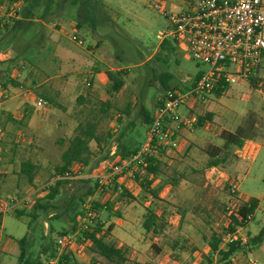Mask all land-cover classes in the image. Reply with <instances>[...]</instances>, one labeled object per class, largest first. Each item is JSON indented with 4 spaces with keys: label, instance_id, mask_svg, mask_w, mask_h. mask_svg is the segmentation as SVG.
<instances>
[{
    "label": "rangeland",
    "instance_id": "rangeland-1",
    "mask_svg": "<svg viewBox=\"0 0 264 264\" xmlns=\"http://www.w3.org/2000/svg\"><path fill=\"white\" fill-rule=\"evenodd\" d=\"M40 1L34 13L37 10L40 13L46 3L45 0ZM88 1L86 21L78 16L82 13L79 3L71 6L65 1L57 8L54 4L45 6L46 13L51 15L42 22L24 21L19 28L15 25L7 30L3 25L11 24L13 11H7L5 6L0 8V85H4V88L0 86V92L6 94V99L0 104V172L19 174V164L29 161L36 167L32 185L38 188L50 183L53 169L59 164L60 153L73 135L75 126L95 115L97 119L100 100H106L109 105L105 117L97 123V134L105 142L101 150L92 143L89 145L91 157L80 173L84 177L66 180L59 187L58 195L47 202L54 208L38 213L37 221L29 229L28 220L16 218L12 211L2 216L0 242L4 248L8 247L5 254L0 253L3 264L16 263L17 241L25 234L26 253L32 258L38 256L42 245L50 240L54 243L57 235L69 231L74 223L79 225L80 211L92 202L101 207L109 205L108 210H97V218L103 229L110 221H116L113 234L110 232L106 240L115 247L126 249L129 261L206 264L205 257H209L206 254L207 242L212 235L221 233L225 220L222 209L228 200L225 186L232 183L236 186L240 204L247 198H254L258 206L252 219L238 233L241 245L236 253L243 254L230 259L231 264H264V236L257 244L250 242L264 227V101L245 85L228 88L219 98L210 95L207 101L199 103L189 100L178 109L182 115L187 111L194 115L209 113L211 120L200 128L181 129L177 134L176 149L170 150L162 159L156 185H163L157 201L139 198L141 193L128 170L116 175L115 186L125 189L135 200L119 197L117 189L116 192L113 190V184L101 188L94 186L92 177L100 174L96 171L105 153L111 156L119 146L129 144L131 139L139 143L138 146L142 144L145 132L139 112L143 110L153 116L156 101L164 93L158 76L161 73L170 76L168 89L188 87L193 76L204 71L205 66L194 63L185 48L174 45L169 38L165 40L173 51L160 49V42L155 38L158 32L168 30V22L151 9L152 3L160 2L167 9L182 11L188 8L190 0ZM73 35L80 44L71 42ZM96 41L103 46L93 50ZM105 71L125 72L122 88L112 97L105 93ZM10 80L19 86L13 87ZM87 82L93 98L89 99L90 103L78 105L76 98L85 96L87 88L84 84ZM21 91L29 93L28 99L21 98ZM35 97L42 98L47 106L34 108ZM14 98L20 101L18 111L23 110L24 115L19 120L13 119L19 124L12 125L6 123L7 113L2 107ZM127 104L128 115H123L120 110ZM247 114L254 120V137L251 140L260 144L254 159L245 161L239 172L241 160L235 157L234 149L224 164L206 168L208 157L205 149L219 147L218 134L224 130L232 132L244 122ZM72 169L78 172L77 166ZM177 175L182 178L175 188L165 185L169 177ZM85 180L87 183L82 182ZM29 188L21 176L11 189H6L2 196L4 199L0 201L22 198L29 193ZM88 190L92 195L84 196ZM37 197L33 195L27 204L15 209L29 211ZM145 209H152L163 219L161 234L152 235L141 229ZM54 217L57 219L52 220ZM133 246L139 249L133 250ZM80 250L78 256L85 262L91 263L93 259L92 263L106 264L94 256L88 244L82 245ZM209 259L211 264H215V257L210 256ZM39 261L44 264L41 255Z\"/></svg>",
    "mask_w": 264,
    "mask_h": 264
},
{
    "label": "built area",
    "instance_id": "built-area-1",
    "mask_svg": "<svg viewBox=\"0 0 264 264\" xmlns=\"http://www.w3.org/2000/svg\"><path fill=\"white\" fill-rule=\"evenodd\" d=\"M151 9L168 22L166 32H158L155 38L161 42L169 38L176 46H183L190 59L205 66L193 87L185 92L167 90L160 104L155 108L151 123L144 135V140L136 153L119 165L92 177L97 187L111 186L117 174L123 170L136 171L137 166L143 168V158L150 155L154 149L161 151L175 150L177 138L175 133L181 129L191 130L196 122V116L190 111L182 115L178 109L187 101L197 103L207 101L210 92L217 82L226 89L245 85L255 91L264 101V0H190L188 8L182 11L167 9L162 3L154 2ZM71 42L80 44L76 36H71ZM89 83H85L87 88ZM4 92V91H3ZM21 98H27L29 93L19 92ZM6 99V94L0 92V104ZM191 103V104H192ZM34 108L46 107L42 99L33 98ZM172 125V126H171ZM252 143L245 142L235 149L237 159L246 161L251 156ZM84 177L80 173L68 172L52 178L50 183L41 187L29 188V193L22 197H11L0 201V217L11 212L19 205L27 204L34 195L42 194L52 182L57 180H72ZM236 186L232 183L228 189V200L223 207V217L238 207ZM93 214L89 204L85 205L79 227L86 229L91 225ZM246 216L245 220L250 221ZM224 220V222H225ZM242 228L234 232L219 234L218 250L233 243ZM78 242L77 232L64 234L55 238V258L47 259L45 264H57V259L64 252L72 255L80 254V247L86 245L83 239ZM249 264H256L250 262Z\"/></svg>",
    "mask_w": 264,
    "mask_h": 264
},
{
    "label": "trees",
    "instance_id": "trees-1",
    "mask_svg": "<svg viewBox=\"0 0 264 264\" xmlns=\"http://www.w3.org/2000/svg\"><path fill=\"white\" fill-rule=\"evenodd\" d=\"M65 1L69 3L71 6H76L77 3L80 4V12L78 16H81L85 21L86 17L89 13H85L87 7L90 6L88 4V0H45V5H43V9L39 12L35 9L40 6V0H0V8L5 6L7 11H13L14 18L11 20V24H4L3 29L7 30L8 27H12L17 25L18 28L23 24L24 21L29 22L32 20H36L38 22H42L46 16L51 15V13H46L45 6H51L54 4V7L63 4ZM78 11V12H79ZM77 16V17H78ZM24 25V24H23ZM80 26L77 22L76 28L78 29ZM173 43V42H172ZM174 44V43H173ZM98 43L93 46V50L98 48ZM175 45V44H174ZM160 49H164L172 52L173 48L169 45L166 40L160 42ZM95 66V65H93ZM91 66L90 68H92ZM96 67V66H95ZM89 68V69H90ZM201 72L196 73L193 76V79L188 87H174L168 89V80H170V76L165 73H161L158 76V81L160 83L161 89L165 92L167 90H177L181 92H185L193 87L194 83L199 78ZM104 79L106 81L105 93L106 96L112 97L123 86V77L125 76L124 71H105L103 73ZM10 84L13 87H18L15 81L10 80ZM214 87L212 88L210 95L219 98L226 92L225 87H220V85L215 82ZM4 88V85H0ZM5 92V91H4ZM164 94V93H163ZM92 89L90 88V84L87 87V92L84 97H77L76 103L78 105H82L84 103H90L89 99H92ZM163 95L156 101L155 108L160 104ZM99 108L97 111V119L96 115L92 117L90 120H86L84 123H78L74 130L73 135L67 141L65 148L62 150L59 156V164L54 167V174L52 178L56 176H61L62 174L68 172L70 174L81 173V170L87 167L88 162L91 157V151L89 145L92 143L99 150L102 148V144L105 142L104 138L97 134V123L99 119H103L109 110V105L106 100H100L98 102ZM129 104L125 105V107L120 110L121 114L128 115ZM190 113H192L190 111ZM193 114V113H192ZM141 127L144 129L146 133L152 117L146 111L141 110L139 112ZM196 122L193 128H200L205 122L211 120V115L209 113L196 114ZM6 123H10L12 125L19 124V122L10 119L8 116L6 117ZM254 120L253 118L247 114L244 122L237 126L232 132L221 131L218 134V139L221 141V145L219 147L209 146L205 149L204 153L208 157V161L205 164L206 168H214L218 165L224 164L228 154L234 149L240 148L241 145L248 140H251L254 137ZM139 143H136L134 139L130 140L129 144L124 146H119L118 150H116L111 156L108 155V152L104 154L102 157V162L99 165L100 168L97 170V173H101L114 165H119L123 161H126L131 156H133L139 148ZM164 157V151L159 149H154V151L143 158L145 162V166L141 168V166L136 167V171H131V179L135 185H137L139 192L141 193L139 198L157 201L159 190L162 188V185H156V181L159 179L160 168L162 165V158ZM243 164L242 161H239L238 171L242 169ZM77 166L78 172L73 171V166ZM36 167L29 161H24L19 164V174L22 176L26 182V184L31 187L32 181L35 176ZM181 176H172L167 179L165 185L170 188H175L178 182L181 180ZM116 179V177H115ZM115 179L112 182L113 190L116 192L119 197L128 198L130 200H135L125 189L120 186H115ZM88 180L82 181L87 183ZM66 180H57L52 182L50 186H48L42 192V197H37L31 203V208L29 211L25 212L23 210H12V214L16 218H25L27 219V229H29L32 223L37 221L38 213H45L48 209L54 208L48 205L47 202L52 201L58 195L59 187L66 183ZM94 186L97 187L94 182ZM229 186H225V191L228 193ZM92 191L88 190L84 196H91ZM81 204H83L81 202ZM257 201L253 198L247 199L245 202L238 205V207L232 213L226 216V220L224 225L221 227V234L224 232H234L237 228H242L246 226L249 221H246V216H250L252 219V215L254 210L256 209ZM90 211L93 214L91 225H87L86 229H81L79 225L70 226L69 231L65 230L63 233H58L60 235L71 234L77 232V240L78 242L83 239L89 245L90 251L94 254L95 257H99L103 259L106 264H150L148 262H138V261H129L127 259V250L121 249L119 247H115L112 243L108 242L107 236L109 235L112 226L108 225L105 229H103V224L99 222L97 218V210L104 209L108 210L109 205L100 206L96 202H92L89 204ZM224 207V206H223ZM223 211V209H222ZM84 209L80 211L79 217L83 216ZM117 216V215H115ZM118 217V216H117ZM1 218V217H0ZM57 219L54 217L52 220ZM250 219V220H251ZM73 221L71 223L73 224ZM141 229L145 233H151L152 235L161 234L164 229L163 219L157 217L155 211L152 209H145V213L142 217L141 221ZM50 229V233H51ZM264 236V227H262L258 234L250 239V242L253 244L259 243ZM42 239V237H41ZM27 234H25L21 239L17 241L18 254L16 257L15 264H40L39 255L44 257L45 260L55 258V242L52 243V240L48 241L46 244L42 245L40 250V254L32 258L29 253H26V242ZM219 235H212L209 241L207 242V253L210 256L216 258L215 264H231V256L236 253V251L240 247V240L238 238L231 244L227 245L223 251L218 250L219 246ZM174 246V245H172ZM173 248V247H172ZM70 254L64 252V254L57 259V264H63L64 260H67V256ZM207 255V256H208ZM209 257H205V263L211 264ZM70 258V257H69ZM71 260V258H70ZM94 261L93 259H91Z\"/></svg>",
    "mask_w": 264,
    "mask_h": 264
},
{
    "label": "crops",
    "instance_id": "crops-1",
    "mask_svg": "<svg viewBox=\"0 0 264 264\" xmlns=\"http://www.w3.org/2000/svg\"><path fill=\"white\" fill-rule=\"evenodd\" d=\"M98 43V41H96L95 43H94V45H96ZM93 45V46H94ZM98 48H100V47H102L103 45H102V43H100V45H99V43H98ZM99 62V61H98ZM255 92V91H254ZM256 93V92H255ZM256 94H258V93H256ZM260 99H261V97H259ZM18 99H19V97H18ZM18 99L16 100L15 98L14 99H10L9 101H7L4 105H3V107H2V110H4L6 113H7V116L10 118V119H21L22 117H23V115H24V112H23V110H19L18 111V104H19V106H20V101H18ZM20 100V99H19ZM262 100V99H261ZM18 119V120H19ZM15 121V120H14ZM172 126V125H171ZM221 130H224V129H222L221 128ZM181 130H179L178 132H176L175 133V136H177V134L180 132ZM224 131H228V132H230V130H224ZM245 142H250V143H252V146H253V149L251 150V156L248 158V160H246V162L247 161H252L253 159H254V157H255V155H256V153L258 152V150H259V148H260V144H259V142L256 140V141H252V140H248V141H245ZM244 142V143H245ZM221 144V143H220ZM235 151V150H234ZM168 152H170V151H166V152H164V155H166V153H168ZM163 159V158H162ZM242 161V160H241ZM242 162H245V160L244 161H242ZM19 177H21L19 174H15V173H10L9 175H7L6 173H3V172H0V199H4V198H2V196L4 195V193H5V191H6V189H11L12 188V186L17 182V180H19ZM10 183H13V184H11L10 185ZM13 188H15V186L13 187ZM247 199H249V198H247ZM254 199V198H253ZM256 200V199H255ZM257 204H258V202H257ZM257 206L258 205H256V208H257ZM256 210V209H255ZM254 210V211H255ZM155 214H156V212H155ZM157 215V214H156ZM157 217H159V216H157ZM160 218V217H159ZM1 219H2V217L0 218V222H1ZM118 219V218H117ZM113 224V225H112ZM108 225H111L112 226V229L114 228V227H116V221L114 222V221H110L109 223H108ZM112 229H111V234H113V231H112ZM110 234V233H109ZM127 245H129V243H126ZM126 245V246H127ZM0 253H2V254H5L6 253V251L8 250V247L7 248H4V245L2 244L1 245V242H0ZM133 248V250H138L139 248L138 247H136V246H133L132 247ZM241 255V254H243V253H235V254H233L232 255V257L230 258V259H232V258H234L235 256H237V255ZM62 256V255H61ZM71 258V260H70V258ZM67 260H64L63 261V264H96V263H92V261H91V263H89V262H85V259H82L80 256H71V255H69V256H67ZM43 259H44V257H43ZM127 259H128V256H127ZM135 261H138V262H147V261H145V260H135ZM2 262V263H1ZM3 262H4V260H3V258H0V264H3ZM45 262H46V260L44 259V264H45Z\"/></svg>",
    "mask_w": 264,
    "mask_h": 264
}]
</instances>
